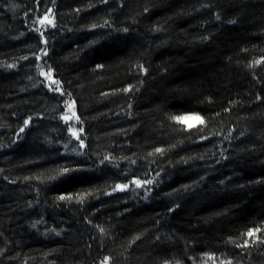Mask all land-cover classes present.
<instances>
[{
  "label": "trees",
  "instance_id": "1",
  "mask_svg": "<svg viewBox=\"0 0 264 264\" xmlns=\"http://www.w3.org/2000/svg\"><path fill=\"white\" fill-rule=\"evenodd\" d=\"M105 261L264 264V0H0V264Z\"/></svg>",
  "mask_w": 264,
  "mask_h": 264
},
{
  "label": "snow or ice",
  "instance_id": "2",
  "mask_svg": "<svg viewBox=\"0 0 264 264\" xmlns=\"http://www.w3.org/2000/svg\"><path fill=\"white\" fill-rule=\"evenodd\" d=\"M45 19H47V17H45ZM41 23H43V21H41ZM48 23H51V21L49 20ZM37 59H39V57H37ZM42 75H43V73H42ZM48 75H49V77H50V76H51V73H48ZM68 107H69V109H71V108L73 107V105L70 104V105H68ZM73 116H75V112H73ZM62 118H63L64 120H66V121H67L68 119H70V117H68L67 115L64 116V117H62ZM25 123L27 124L28 122L26 121ZM81 131H82V129H81ZM73 135H76V133L73 132ZM81 146H83V142H82V141H81ZM157 151H159V149H158ZM136 183L139 184V181H137ZM149 183H150V182H149ZM124 187H127V186L125 185ZM63 198H64V197H61V199H63ZM248 235H249V236H252V235H254V233L250 231V232L248 233ZM104 264H107V261H105Z\"/></svg>",
  "mask_w": 264,
  "mask_h": 264
},
{
  "label": "rangeland",
  "instance_id": "3",
  "mask_svg": "<svg viewBox=\"0 0 264 264\" xmlns=\"http://www.w3.org/2000/svg\"><path fill=\"white\" fill-rule=\"evenodd\" d=\"M182 119L187 123H194L198 121V116L193 113H186L182 116Z\"/></svg>",
  "mask_w": 264,
  "mask_h": 264
},
{
  "label": "water",
  "instance_id": "4",
  "mask_svg": "<svg viewBox=\"0 0 264 264\" xmlns=\"http://www.w3.org/2000/svg\"><path fill=\"white\" fill-rule=\"evenodd\" d=\"M25 125H27V124H25Z\"/></svg>",
  "mask_w": 264,
  "mask_h": 264
}]
</instances>
